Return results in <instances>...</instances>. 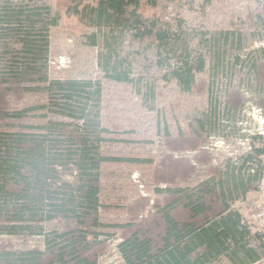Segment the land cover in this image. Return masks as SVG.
Returning <instances> with one entry per match:
<instances>
[{"label":"trees","instance_id":"trees-1","mask_svg":"<svg viewBox=\"0 0 264 264\" xmlns=\"http://www.w3.org/2000/svg\"><path fill=\"white\" fill-rule=\"evenodd\" d=\"M203 1L208 7L210 0ZM260 1L259 8L244 23H237L238 32L218 35L217 41L228 45V50L220 51L221 56L227 51L231 55L239 52L244 39L262 40L264 0ZM0 2V236L26 230L33 234L41 222L55 221L54 228L43 236V250L16 254L0 249V264H98L99 251L105 246L100 239L114 238L117 233L121 237L116 250L122 264H210L222 258L230 264H255L264 257V236L252 232L229 204L238 191L236 186L227 191H216L207 182L192 190L179 186L175 178L187 179L195 168L188 160L165 157L151 173L152 186L161 198L154 200L153 213L140 219L145 200L138 198L127 204L126 197L114 196L115 202H106L105 195L112 190L108 184L104 187L100 178V170L106 163L138 160L106 156L94 134L79 126L74 128L59 120L60 117L45 120L36 128L24 125L23 115L37 111V107L12 110V101H21L30 91L24 86L22 71L32 70L37 54L46 45L49 27L73 31L90 47H96L100 41L102 50L97 60L105 79L135 84L138 88L145 85L146 92L149 72L164 73V78L171 79L179 93L189 97L205 62L201 56L191 54L189 44L182 41L165 19L167 5L163 0ZM12 26H18L21 33H15ZM202 40L208 44L204 36ZM215 60L209 73L211 81L209 78L205 84L211 95L218 88L220 73L229 79L230 86L232 67L236 66L247 70L256 80L254 88L264 92V49L253 56L248 54L245 60L235 56L228 69L220 56ZM32 91L43 92L50 106L64 115L76 113L74 109L81 108L82 101L87 104L99 99L101 87L91 80H74L52 82ZM230 98L225 100L224 110L238 111L240 101ZM84 109L81 108L79 119H84ZM219 115L214 105L206 113L187 116V130L171 133L165 129L164 143L171 149L182 146L190 151L196 149L218 129ZM12 123L19 127L15 133L6 131ZM25 130L36 133L26 134ZM249 149L245 161L252 163L255 159L262 163L257 169L261 175L264 146L256 148L252 143ZM206 157L200 154L194 160L208 163ZM24 165L35 174L32 188L22 177ZM161 181L171 187L161 189ZM240 187L241 197L257 189L250 182L241 183ZM108 210H122L127 214L126 220L103 219L101 213ZM24 216L33 223L32 227L21 226L26 222ZM38 233L43 235L42 231Z\"/></svg>","mask_w":264,"mask_h":264},{"label":"rangeland","instance_id":"rangeland-1","mask_svg":"<svg viewBox=\"0 0 264 264\" xmlns=\"http://www.w3.org/2000/svg\"><path fill=\"white\" fill-rule=\"evenodd\" d=\"M163 1L167 5L165 19L174 32L180 34L182 41L189 44L187 46L191 54L201 56L205 62V69L196 76L197 85L189 97L179 93L175 83L164 78V73L149 72L150 81L146 92L145 85L138 88L135 84L111 82L104 78L98 67L97 59L102 50L100 41L96 47H90L73 31H60L56 27H49L45 35L46 45L37 54L36 63L31 65L32 70L22 71L24 86L30 91L21 101H12V110L20 112L37 107V111H29L23 115L24 125L36 128L45 120H56L60 117L59 120L70 123L74 128L79 126L83 131L94 134L106 156L138 160L106 163L102 166L101 182L104 187L107 184L111 186L112 190L105 195L106 202H115L114 196L126 197L127 204H133L141 198L145 200V206L139 212V218H148L154 211V200L161 198L154 191L151 173L165 161V157L184 159L191 163L195 171L187 179L176 177V184L192 190L207 182L216 191L233 190L236 186L238 191L232 195L233 200L229 203L231 209L241 216L252 232L264 236V170L258 175L257 169H260L262 163L255 159L252 163L245 161L249 155L250 144L253 143L256 148L264 146V92L254 88L255 78L247 70L240 69V66L232 67L233 78L230 86L229 79H225L221 73L218 75L219 81L216 82L218 88L212 95L205 86L210 78V68L218 56L221 61L224 60L223 65L228 69L234 64L235 56L245 60L248 54L253 56L257 50L264 49V36L261 41L251 37L242 41L239 52L231 55L227 51L221 56L220 51L228 50V45L217 41L221 33L238 32L237 23H244L259 8L261 1L210 0L208 7H205L203 0ZM4 27L7 29L8 26ZM12 27L15 33H21L18 26ZM203 36L209 40L208 44L202 40ZM132 77L134 80L138 79L134 73ZM74 80H91L98 82L101 87L99 99L94 98L87 104L82 101L81 108H85L84 119H79L82 116L79 106L74 109L76 113L59 115L62 113L50 106L43 92L32 91L34 87L52 82ZM227 98L234 102L240 101L241 107L238 111L228 113L224 110ZM214 105L218 107L220 114L219 125L205 143L192 151L184 149L183 146L181 149L166 146L165 129L171 133H176L179 129L186 131L189 124L187 116L206 113ZM18 128L12 123L6 131L15 133ZM24 132L36 133L34 130ZM258 136L261 139H252ZM200 154L207 156L208 163L195 162L194 157ZM251 164L254 167L251 168ZM21 174L32 188L35 174L26 165ZM249 182L255 184L257 189L241 197L240 184ZM159 187L164 189L171 185L161 181ZM126 216L122 210L101 213L103 219L115 222L126 220ZM26 218L24 216L26 222L21 226L32 227L33 223ZM38 226L39 230L36 229L33 234L26 230L13 236H0V249L16 254L35 249L43 250V236L54 228L55 221H43ZM38 231H42L43 235H39ZM120 237L117 233L114 238L100 239L105 242V246L99 251L98 264H122L116 250ZM210 264L230 263L222 258ZM255 264H264V257Z\"/></svg>","mask_w":264,"mask_h":264}]
</instances>
